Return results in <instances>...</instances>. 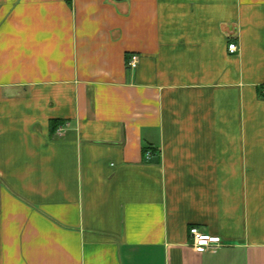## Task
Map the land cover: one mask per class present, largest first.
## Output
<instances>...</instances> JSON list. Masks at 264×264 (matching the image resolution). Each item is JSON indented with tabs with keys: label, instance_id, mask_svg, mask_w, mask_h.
I'll return each instance as SVG.
<instances>
[{
	"label": "crops",
	"instance_id": "1",
	"mask_svg": "<svg viewBox=\"0 0 264 264\" xmlns=\"http://www.w3.org/2000/svg\"><path fill=\"white\" fill-rule=\"evenodd\" d=\"M0 264H264V0H0Z\"/></svg>",
	"mask_w": 264,
	"mask_h": 264
},
{
	"label": "built area",
	"instance_id": "2",
	"mask_svg": "<svg viewBox=\"0 0 264 264\" xmlns=\"http://www.w3.org/2000/svg\"><path fill=\"white\" fill-rule=\"evenodd\" d=\"M229 53L233 54L237 51L235 44H229L228 46ZM138 65V57L133 55L127 61V67L129 69H135ZM146 157L148 158L149 152H147ZM189 236L191 239V247L198 251H215L218 246L221 244V239L216 236H211L206 233L200 232L197 228H192L189 231Z\"/></svg>",
	"mask_w": 264,
	"mask_h": 264
}]
</instances>
